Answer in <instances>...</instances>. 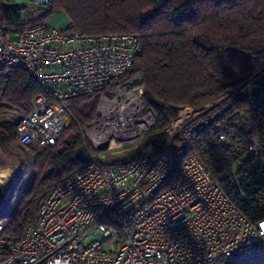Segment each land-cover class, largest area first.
<instances>
[{"label": "built area", "instance_id": "1", "mask_svg": "<svg viewBox=\"0 0 264 264\" xmlns=\"http://www.w3.org/2000/svg\"><path fill=\"white\" fill-rule=\"evenodd\" d=\"M50 2L10 0L34 9ZM34 13L24 21L35 20ZM66 27L40 21L7 32L0 19V71L24 69L40 87L32 110L15 125V143L54 145L73 117L72 100L86 96L97 99L99 112L86 123L92 143L107 152L129 150L155 121L141 76L120 81L141 51L140 36ZM199 111L180 108L167 132ZM249 115L238 113L243 122ZM246 152L260 156L257 137ZM85 153L82 168L46 191L18 240L3 232L0 218V264H234L264 256V218L245 215L197 154L188 155L174 182L159 189L179 157L169 147L114 164L102 162L104 154Z\"/></svg>", "mask_w": 264, "mask_h": 264}, {"label": "trees", "instance_id": "2", "mask_svg": "<svg viewBox=\"0 0 264 264\" xmlns=\"http://www.w3.org/2000/svg\"><path fill=\"white\" fill-rule=\"evenodd\" d=\"M26 9L0 0V19L7 32L50 22L63 13L71 31L133 32L141 38V51L120 81L141 76L143 99L155 121L130 151L104 153L102 162H127L169 147L179 157L159 186L164 189L174 182L188 155L197 154L245 215L254 221L264 218V0H51L33 21H24ZM253 87H259L258 96ZM39 91L26 70L0 71V141L15 139V125L32 110ZM87 99L72 100L73 117L54 145L37 151L17 144L31 171L6 213L2 209L11 190L0 194L3 232L9 237H21L58 178L85 165L80 152L87 149L86 140L78 125L97 115L81 113L79 106ZM184 106L200 111L168 134L171 120ZM241 110L250 114L244 122L238 117ZM219 128L226 144L218 138ZM252 137L260 141L258 157L246 152ZM234 264H264V256Z\"/></svg>", "mask_w": 264, "mask_h": 264}, {"label": "rangeland", "instance_id": "3", "mask_svg": "<svg viewBox=\"0 0 264 264\" xmlns=\"http://www.w3.org/2000/svg\"><path fill=\"white\" fill-rule=\"evenodd\" d=\"M45 6L36 7L35 9L33 7H28L26 9L27 14L29 15V14L35 12L34 14H36L38 16L43 11ZM62 15H65V14L62 13ZM50 22H51V24H58L57 26L61 25L60 23H62L63 25H65L67 23L66 19L61 15H57V16L53 17L50 20ZM57 22H59V23H57ZM86 103H87L86 107H83L82 104L79 106L81 113L86 117H89L94 112L97 115L95 117L85 119L78 126H79L81 132L83 133V136L85 137L86 146H87L86 150L89 151L90 153L92 152L93 155H95L97 158L101 159L99 156L103 155L104 153H107V151H109V150H106L105 147H97L94 145V143H92V141L88 135L87 126H86V123H88L89 121H91L92 119H94L98 116L99 112H98V106H97V99L88 98L86 100ZM193 116H191V117H193ZM191 117H189L188 119H190ZM178 128H176V129H178ZM176 129L174 131H176ZM174 131H172L171 133H173ZM137 142H138V140H137ZM137 142H136V144H137ZM16 146H17V144L15 143V141L13 139H11V141H8L5 139L0 141V194L2 195L8 191L10 192V190H11V197L8 200V202L6 203V206L3 207V209H2L3 213H6L7 211H9V209L13 206L15 198L17 197L21 188L26 184V181L28 180L29 175H30V171H31V167H30V163H29L28 159L25 162L23 161L22 156H20V154L16 150ZM31 147H33L37 151L43 150V149H40L34 145H31ZM90 148H92L93 151L90 150ZM132 148H130L129 151ZM80 155H81V158L84 160L86 157L85 151H81ZM102 158H104V156ZM0 218H1V215H0Z\"/></svg>", "mask_w": 264, "mask_h": 264}, {"label": "water", "instance_id": "4", "mask_svg": "<svg viewBox=\"0 0 264 264\" xmlns=\"http://www.w3.org/2000/svg\"><path fill=\"white\" fill-rule=\"evenodd\" d=\"M252 93H253L254 96H258L259 93H260V89H259V87H253V89H252ZM51 172H52V169L50 168V169L48 170V173L50 174Z\"/></svg>", "mask_w": 264, "mask_h": 264}, {"label": "crops", "instance_id": "5", "mask_svg": "<svg viewBox=\"0 0 264 264\" xmlns=\"http://www.w3.org/2000/svg\"><path fill=\"white\" fill-rule=\"evenodd\" d=\"M59 15H61V16H63L65 19H66V21L68 22V18L65 16V15H62V14H59ZM57 23H59V22H57ZM50 24H51V22H50ZM61 25H59V27L61 26H64L62 23H60ZM52 25H55V26H57L58 24H52Z\"/></svg>", "mask_w": 264, "mask_h": 264}]
</instances>
